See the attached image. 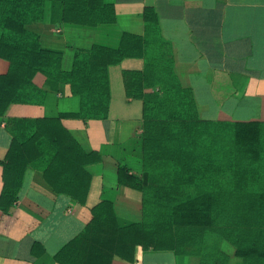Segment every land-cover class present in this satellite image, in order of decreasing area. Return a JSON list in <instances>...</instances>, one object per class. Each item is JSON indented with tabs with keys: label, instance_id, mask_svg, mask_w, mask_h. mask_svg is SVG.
<instances>
[{
	"label": "trees",
	"instance_id": "1",
	"mask_svg": "<svg viewBox=\"0 0 264 264\" xmlns=\"http://www.w3.org/2000/svg\"><path fill=\"white\" fill-rule=\"evenodd\" d=\"M47 0H0V117L11 104L42 106L46 92L33 78L68 85L79 98L77 112L56 117L8 118L11 142L0 166V211L17 202L29 168L41 172L55 194L85 205L98 152L86 153L62 120H105L110 89L108 68L141 59L142 71H122L127 99L142 102V175L119 164L120 185L142 195V219L120 226L110 201L91 208L90 222L53 256L57 264L132 263L135 249L197 256L199 264H228L226 241L242 264H264V122H222L199 117L192 91L180 85L171 46L160 35L158 18L144 9V34H122L117 48L76 49L70 71L62 54L45 50L27 25L42 18ZM62 4V21L96 27L116 22L104 0H49ZM37 244L32 254L38 256Z\"/></svg>",
	"mask_w": 264,
	"mask_h": 264
},
{
	"label": "crops",
	"instance_id": "2",
	"mask_svg": "<svg viewBox=\"0 0 264 264\" xmlns=\"http://www.w3.org/2000/svg\"><path fill=\"white\" fill-rule=\"evenodd\" d=\"M114 6L116 22L86 27L64 23L62 4L45 1L42 18L27 25L39 36L45 50L62 54L61 69L70 71L76 49L93 45L117 48L122 34H144V9L158 18L162 39L174 58L173 70L180 85L192 91L199 117L222 122H264V0H104ZM1 34V32H0ZM141 59H124L108 68L110 104L105 120L63 119V127L86 152H98L100 162L88 165L91 184L85 205L55 194L41 172L29 168L17 202L8 214L0 211V264H57L54 254L91 220V208L110 201L120 226L142 219L139 191L120 185L119 164L130 175H142V102L127 99L122 71H142ZM8 63L0 59V75ZM34 84L46 92L42 106L11 104L0 117V161L11 137L8 118L56 117L77 112L79 98L68 85L41 74ZM2 168L0 166V193ZM37 244L38 256L32 254ZM228 264H242L233 247L220 242ZM111 264H199L197 256L169 251L135 249L134 262L114 257Z\"/></svg>",
	"mask_w": 264,
	"mask_h": 264
}]
</instances>
